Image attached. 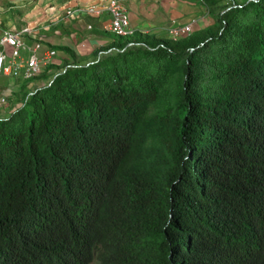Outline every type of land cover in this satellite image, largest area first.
Wrapping results in <instances>:
<instances>
[{
  "label": "trees",
  "instance_id": "trees-1",
  "mask_svg": "<svg viewBox=\"0 0 264 264\" xmlns=\"http://www.w3.org/2000/svg\"><path fill=\"white\" fill-rule=\"evenodd\" d=\"M134 34L0 118V264H264V0Z\"/></svg>",
  "mask_w": 264,
  "mask_h": 264
},
{
  "label": "crops",
  "instance_id": "crops-1",
  "mask_svg": "<svg viewBox=\"0 0 264 264\" xmlns=\"http://www.w3.org/2000/svg\"><path fill=\"white\" fill-rule=\"evenodd\" d=\"M124 5L131 29L135 34L168 39L167 29L186 25L195 21L193 31H203L210 27L226 0L214 6L206 5L203 0H120ZM100 0H0V36L4 31H18L23 27L36 29L37 38L44 46L57 52L54 64L93 61L95 55L109 48L114 37L106 31L110 17L104 13L99 17L81 15L79 10L100 5ZM71 9L74 15L67 16ZM217 11L213 14V11ZM88 26L91 28L89 29ZM134 34V35H135ZM32 40H28L32 45ZM69 50L73 57L66 53ZM45 70H43L44 72ZM42 72V73H43ZM40 73L35 79L20 82L21 78L8 79L0 76V97L12 99L23 93H31L48 81ZM51 74L48 75V78ZM40 78V80L38 79ZM38 81H37V80ZM22 103V100H20ZM20 101L0 118L6 117L20 106Z\"/></svg>",
  "mask_w": 264,
  "mask_h": 264
},
{
  "label": "built area",
  "instance_id": "built-area-1",
  "mask_svg": "<svg viewBox=\"0 0 264 264\" xmlns=\"http://www.w3.org/2000/svg\"><path fill=\"white\" fill-rule=\"evenodd\" d=\"M100 5H93L86 9L79 10L81 15L99 17L106 13L110 20L106 26L112 36L128 38L133 36L128 13L120 0H100ZM67 16L74 15L69 9ZM195 21H190L186 25L172 27L167 29V37L173 41L183 36L189 35L193 31ZM90 29L91 27L88 26ZM36 29L23 27L18 31H4L0 36V76L8 79L21 78L23 81H31L50 66L57 52L44 46L37 38ZM32 40V45L27 44ZM6 104V98L0 97V106Z\"/></svg>",
  "mask_w": 264,
  "mask_h": 264
},
{
  "label": "rangeland",
  "instance_id": "rangeland-1",
  "mask_svg": "<svg viewBox=\"0 0 264 264\" xmlns=\"http://www.w3.org/2000/svg\"><path fill=\"white\" fill-rule=\"evenodd\" d=\"M244 0H226V2L223 4V6L221 7V10L222 9H226V8H228L229 6H231V5H234V4H240V3H242ZM217 11H213V14L214 13H216ZM54 70V69H53ZM53 70H51L48 74H47V76L49 75V74H51V73H53ZM44 75V74H43ZM38 79V78H37ZM36 79V80H37ZM38 80H40V78L38 79ZM37 80V81H38ZM20 82L23 84L25 81H23V80H20ZM22 90L20 89L19 90V93H18V95H20V92H21ZM22 94V96H23V94H25V93H21ZM18 95H13V96H11L12 97V99H6V104L4 105V106H0V116H2L3 115V113L4 112H8L12 107H14L15 106V104H18L19 103V101L20 100H22V99H19V97H17ZM20 103H21V101H20ZM91 264H98V262H97V260L95 259V260H93V262L91 263Z\"/></svg>",
  "mask_w": 264,
  "mask_h": 264
},
{
  "label": "clouds",
  "instance_id": "clouds-1",
  "mask_svg": "<svg viewBox=\"0 0 264 264\" xmlns=\"http://www.w3.org/2000/svg\"><path fill=\"white\" fill-rule=\"evenodd\" d=\"M28 82V81H27Z\"/></svg>",
  "mask_w": 264,
  "mask_h": 264
}]
</instances>
